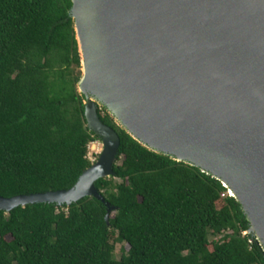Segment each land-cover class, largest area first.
Wrapping results in <instances>:
<instances>
[{
    "label": "trees",
    "instance_id": "obj_1",
    "mask_svg": "<svg viewBox=\"0 0 264 264\" xmlns=\"http://www.w3.org/2000/svg\"><path fill=\"white\" fill-rule=\"evenodd\" d=\"M71 8V0H0V197L69 190L93 165L89 146L101 139L78 92ZM99 113L121 138L115 175L96 183L105 202L0 210V264H264L220 181ZM115 243L129 248L120 259Z\"/></svg>",
    "mask_w": 264,
    "mask_h": 264
},
{
    "label": "water",
    "instance_id": "obj_2",
    "mask_svg": "<svg viewBox=\"0 0 264 264\" xmlns=\"http://www.w3.org/2000/svg\"><path fill=\"white\" fill-rule=\"evenodd\" d=\"M71 1L78 92L103 151L73 188L0 197V210L105 202L96 183L115 175L121 138L103 106L143 146L220 181L264 249V0Z\"/></svg>",
    "mask_w": 264,
    "mask_h": 264
},
{
    "label": "rangeland",
    "instance_id": "obj_3",
    "mask_svg": "<svg viewBox=\"0 0 264 264\" xmlns=\"http://www.w3.org/2000/svg\"><path fill=\"white\" fill-rule=\"evenodd\" d=\"M103 108H105V107L101 106V109H103ZM103 148H104V146H103L102 141L94 142L89 146L88 157L91 160V162L95 163L99 160L101 153L103 151ZM115 247H116L115 254H116L118 259L121 258L122 254L127 253L128 249H129L127 245L121 244V243H115Z\"/></svg>",
    "mask_w": 264,
    "mask_h": 264
},
{
    "label": "built area",
    "instance_id": "obj_4",
    "mask_svg": "<svg viewBox=\"0 0 264 264\" xmlns=\"http://www.w3.org/2000/svg\"><path fill=\"white\" fill-rule=\"evenodd\" d=\"M228 194H229V196H231L229 192H227V195H228Z\"/></svg>",
    "mask_w": 264,
    "mask_h": 264
}]
</instances>
